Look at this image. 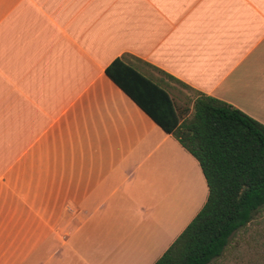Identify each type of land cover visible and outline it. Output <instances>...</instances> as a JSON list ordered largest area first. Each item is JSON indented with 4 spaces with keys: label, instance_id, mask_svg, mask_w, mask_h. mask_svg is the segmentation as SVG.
I'll list each match as a JSON object with an SVG mask.
<instances>
[{
    "label": "crops",
    "instance_id": "crops-1",
    "mask_svg": "<svg viewBox=\"0 0 264 264\" xmlns=\"http://www.w3.org/2000/svg\"><path fill=\"white\" fill-rule=\"evenodd\" d=\"M117 59L264 125V0H0V264H154L204 206Z\"/></svg>",
    "mask_w": 264,
    "mask_h": 264
},
{
    "label": "trees",
    "instance_id": "trees-1",
    "mask_svg": "<svg viewBox=\"0 0 264 264\" xmlns=\"http://www.w3.org/2000/svg\"><path fill=\"white\" fill-rule=\"evenodd\" d=\"M106 74L196 159L208 188L204 206L154 264H210L264 208V125L204 94H195L190 110L181 108L121 59Z\"/></svg>",
    "mask_w": 264,
    "mask_h": 264
},
{
    "label": "rangeland",
    "instance_id": "rangeland-1",
    "mask_svg": "<svg viewBox=\"0 0 264 264\" xmlns=\"http://www.w3.org/2000/svg\"><path fill=\"white\" fill-rule=\"evenodd\" d=\"M152 75L166 84L167 90L179 107H187L190 110L194 96L190 89L157 73ZM210 264H264V208L230 239L223 255Z\"/></svg>",
    "mask_w": 264,
    "mask_h": 264
}]
</instances>
